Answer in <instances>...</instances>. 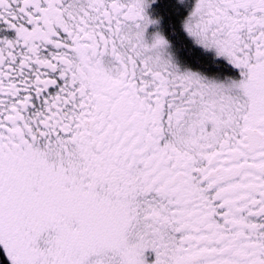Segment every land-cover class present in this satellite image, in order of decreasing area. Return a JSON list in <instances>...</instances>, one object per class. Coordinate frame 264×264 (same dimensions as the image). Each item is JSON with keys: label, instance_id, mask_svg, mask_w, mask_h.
<instances>
[{"label": "snow or ice", "instance_id": "1", "mask_svg": "<svg viewBox=\"0 0 264 264\" xmlns=\"http://www.w3.org/2000/svg\"><path fill=\"white\" fill-rule=\"evenodd\" d=\"M0 264H264V0H0Z\"/></svg>", "mask_w": 264, "mask_h": 264}]
</instances>
